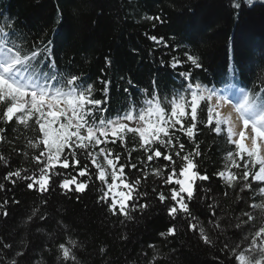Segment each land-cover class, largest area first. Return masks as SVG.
Listing matches in <instances>:
<instances>
[{
	"label": "snow or ice",
	"instance_id": "obj_1",
	"mask_svg": "<svg viewBox=\"0 0 264 264\" xmlns=\"http://www.w3.org/2000/svg\"><path fill=\"white\" fill-rule=\"evenodd\" d=\"M245 2L251 6L255 0ZM234 7L240 8L239 0H234ZM145 18L165 23L160 15ZM149 39L169 47L163 36L152 35ZM51 45V40L29 42L14 24H0V144H10L12 151L30 165L7 171L4 180L12 184L23 180L28 190L41 194L58 182L64 195L84 194L95 180L99 184L96 203L105 206L113 216L132 220L133 212L142 213L149 207L147 202L139 201H146L149 196L148 191L141 190L142 178L153 175L167 186V195L156 187L151 192L161 204L170 202L168 216L174 221L183 216L187 227L198 233L203 244L215 246L219 237L214 239L200 224L190 205L210 213L212 219L208 223L219 233L226 232L227 227L244 233L238 243L222 242L218 250L223 253L225 264H264V81L257 91L255 86L238 87L231 82L234 77L226 75L222 89L209 87L193 80L192 69L203 66L198 56L184 51L183 58L174 55L168 62L160 60L161 68L191 66L176 72L178 87L162 89L154 75L149 86L141 89L128 77L129 87L123 88L127 102L115 115H109L111 79L98 78L102 85L98 98L95 82H89V77L60 71ZM179 48L177 43L173 51ZM105 63L110 67L112 61L105 57ZM130 89L139 93L140 98L136 99ZM13 124L14 130H24L22 149L16 147L18 139H6L7 129ZM201 126L223 137L229 146L222 168L211 175L202 171L198 163L202 153L196 137ZM182 138L192 143L191 151H186ZM134 152L141 153L136 162ZM161 158L167 163L147 170L150 162ZM0 163L9 165V158L3 153ZM138 165L142 167L138 169ZM125 169L139 170L142 176L130 178ZM212 177L222 180L228 189H238L235 199L243 205L238 215L224 220L216 216L217 205L200 208L198 192L208 191L201 189L200 184ZM4 187L0 183V190ZM76 198L79 200V195ZM7 205V199L0 202L3 217L9 215ZM37 213L34 208L27 222ZM46 217L45 213L39 219ZM231 219L236 222L231 223ZM60 224L67 228L62 221ZM222 224L227 227L222 228ZM177 231L174 223L159 236L175 237ZM77 247V240L72 238L56 244L58 254L52 264H76ZM0 248L11 249L12 245L0 242ZM149 248L155 249V245L149 244ZM44 251L51 249L45 246ZM105 251L100 248L101 253ZM24 255L23 250L15 253L16 257ZM158 255L155 252L147 264H154ZM11 264H19L18 259L14 258ZM34 264H42V259Z\"/></svg>",
	"mask_w": 264,
	"mask_h": 264
},
{
	"label": "trees",
	"instance_id": "obj_2",
	"mask_svg": "<svg viewBox=\"0 0 264 264\" xmlns=\"http://www.w3.org/2000/svg\"><path fill=\"white\" fill-rule=\"evenodd\" d=\"M239 2L237 9L234 0H0V24H14L29 42L51 40L60 71L89 77V82H95L98 98L102 88L98 78L111 79L108 114L115 115L127 102L123 88L129 87L128 77L141 89L149 86L154 75L162 89L178 87L176 72L189 70L191 66L176 70L167 65L161 68L160 60L168 62L174 55L183 58L184 51L198 56L202 63L201 69H192L194 81L221 88L222 79L232 75L231 82L238 87L255 86L258 91L264 81V2L251 6L245 0ZM149 15H160L165 23L146 19ZM152 35L163 36L169 47L150 40ZM172 36L176 39L172 40ZM177 43L180 48L173 51ZM105 57L112 61L110 67ZM130 91L136 99L140 98L135 90ZM14 129L15 124L7 129L6 139H18L16 147L22 149L24 130ZM182 140L186 151H191L192 143L187 138ZM196 141L202 153L198 158L201 170L211 175L222 168L229 147L225 139L201 126ZM116 150L120 151L119 147ZM0 153L9 158L8 166L0 163V183L5 186L0 190V202L8 200L9 212L7 217L0 215V242L12 245L11 249L0 248V264H11L14 258L19 264H34L41 259L42 264H52L58 254L56 244L68 238L78 242L76 264H147L155 252L159 255L154 264H225L223 253L218 250L222 242L238 243L244 235L226 224L222 228L227 227V231L219 233L208 223L212 219L210 213L197 211L190 205L200 224L214 239L219 237L215 246L203 244L198 233L187 227L183 216L175 221L168 216L170 202L161 204L151 192L156 187L167 195V186L153 175L142 178L141 185L149 196L139 202H147L149 207L142 213L133 212V219L127 220L113 216L105 206L96 203L99 184L95 180L84 194L68 195L62 193L58 182L41 194L28 190L23 180H17L16 184L4 180L7 171L30 165L8 143L0 144ZM140 155L134 152L133 162ZM166 163L162 158L150 162L147 170ZM125 171L130 178L142 176L139 170ZM200 188L208 189L198 192L200 208L217 205V217L228 220L243 208L235 199L238 189L226 188L217 177L200 184ZM42 200L47 203L41 204ZM34 208L38 209L37 216L27 222ZM45 213L46 219L40 220L39 216ZM174 223L178 228L175 237L159 236ZM125 236L127 239H123ZM149 244L155 245V249L149 248ZM45 246L51 252L44 251ZM102 247L104 253L100 252ZM21 250L25 255L16 257L15 253Z\"/></svg>",
	"mask_w": 264,
	"mask_h": 264
},
{
	"label": "rangeland",
	"instance_id": "obj_3",
	"mask_svg": "<svg viewBox=\"0 0 264 264\" xmlns=\"http://www.w3.org/2000/svg\"><path fill=\"white\" fill-rule=\"evenodd\" d=\"M255 2H264V0H255ZM225 111H226V109H225Z\"/></svg>",
	"mask_w": 264,
	"mask_h": 264
},
{
	"label": "bare ground",
	"instance_id": "obj_4",
	"mask_svg": "<svg viewBox=\"0 0 264 264\" xmlns=\"http://www.w3.org/2000/svg\"><path fill=\"white\" fill-rule=\"evenodd\" d=\"M229 109H226V111H228Z\"/></svg>",
	"mask_w": 264,
	"mask_h": 264
}]
</instances>
